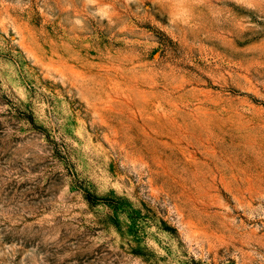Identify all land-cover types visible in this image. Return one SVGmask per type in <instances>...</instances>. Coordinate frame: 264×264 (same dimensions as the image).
I'll return each mask as SVG.
<instances>
[{"label": "rangeland", "instance_id": "obj_1", "mask_svg": "<svg viewBox=\"0 0 264 264\" xmlns=\"http://www.w3.org/2000/svg\"><path fill=\"white\" fill-rule=\"evenodd\" d=\"M0 264H264V0H0Z\"/></svg>", "mask_w": 264, "mask_h": 264}]
</instances>
